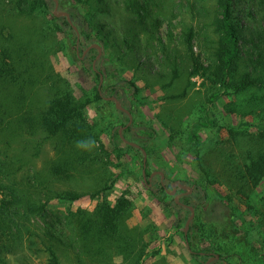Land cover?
Returning a JSON list of instances; mask_svg holds the SVG:
<instances>
[{
  "label": "rangeland",
  "instance_id": "obj_1",
  "mask_svg": "<svg viewBox=\"0 0 264 264\" xmlns=\"http://www.w3.org/2000/svg\"><path fill=\"white\" fill-rule=\"evenodd\" d=\"M126 1L132 0L89 3L49 0V9L28 17L18 13L15 0H0V105L14 104L18 96L24 97L22 108L9 115L13 121L11 131L3 134L0 126V159L11 163L17 181L25 182L28 177L36 181L37 174L46 179L50 176L57 140L46 137L41 130L31 135L27 130L17 129L14 122L24 111L37 115L56 88L67 83L77 98L91 99L86 116L99 134L100 148H94L88 169L71 180L51 182L55 190L82 194L76 201L52 200L51 214H61L68 208L93 210L102 197L113 203L126 192L134 202L130 224L147 230L149 254L144 264H206L208 260L209 264H264V178L257 187H251L237 176L238 170L249 162V140L256 133L255 127L243 126L242 122L259 123L264 121L262 116L228 113L225 107L233 98L223 96L213 100L212 94L218 88L199 76L192 78L195 84L185 97L165 99L181 93L187 85L191 68L185 42L187 33L191 29L195 33L193 52L204 61L208 46L215 45L211 41L216 40V35L207 23L210 18L204 17L208 10L214 13L213 2L139 0L147 4L150 14L142 26ZM65 8L75 12L72 20L79 36L71 24L63 22L64 14L57 15ZM236 10L248 39L254 37L258 42L262 35L264 40V1L236 0ZM83 31L90 33V39ZM95 43L101 45V53ZM252 46L247 40L244 48L252 51ZM5 49L11 58L4 57ZM11 62L15 67V83L10 81L13 75L1 72ZM175 62L180 65L181 76L172 86H166ZM98 71L103 76L101 85L95 77ZM29 75L36 83H30ZM48 75L52 78H46ZM129 80L138 87V94H134ZM99 86L103 98L97 99ZM109 96H116L121 106L132 111V122H137L131 131L123 129L126 140L140 143L148 136L143 132L144 123L155 130L153 139L147 140L146 151V172H156L152 182H146L149 176L145 179L143 175L142 150L128 148L117 136L130 120L114 100L106 98ZM206 120L213 122L201 128L193 125ZM192 131L201 139L199 158L195 155L197 147L189 140ZM38 141L41 147L34 155ZM48 179L53 180L52 176ZM162 179L167 190H171L175 181L199 184L204 187L206 197L194 188L187 198L185 194L173 196L182 206L165 203L157 191ZM105 185L112 188L95 196ZM189 205L194 207L195 215L185 234L192 213ZM196 222L217 224L215 229L221 232V242L228 247L227 250L215 247L213 252L222 256L215 259L206 254L202 255L204 258L197 256L196 251L200 252L204 243L191 247L186 238L187 235L193 238ZM61 257L63 264H73L64 255ZM9 259L11 264H48L46 253L40 250H27L10 255ZM115 263L121 264L122 257L117 256Z\"/></svg>",
  "mask_w": 264,
  "mask_h": 264
},
{
  "label": "trees",
  "instance_id": "obj_2",
  "mask_svg": "<svg viewBox=\"0 0 264 264\" xmlns=\"http://www.w3.org/2000/svg\"><path fill=\"white\" fill-rule=\"evenodd\" d=\"M48 1L15 0L14 6L18 13L34 17L38 11L49 9ZM78 1L89 3L91 0ZM211 1L215 11L214 13H211L213 12L211 10L204 12V17L210 18L207 23L216 35V40L211 41L215 45L208 46V57L204 61L193 52L195 33L192 29L187 33L185 42L191 60L187 85L181 93L168 95L165 99L185 97L190 87L195 84L192 78L199 76L209 82L212 87L218 88V91L212 94L213 100L223 96L233 98L225 107L228 113L241 114L242 117L258 114L264 120L263 36L259 35L258 42L254 41V37L248 39L236 10V0ZM201 2L208 4L207 0H201ZM126 3L128 9L137 16L136 22L143 26L150 16L147 4L139 0L126 1ZM205 4H202V8L207 11ZM65 11L74 19L73 10L65 8ZM54 18H56L55 15ZM262 21L264 23V19ZM63 22L66 25L70 24L66 16ZM160 22L161 20L157 21L158 24ZM83 33L90 39L89 32L83 31ZM247 40L253 45L252 51L244 48ZM10 56L5 49L4 57L11 58ZM8 65L4 66L1 72L7 71L8 75H13L10 81L15 83L17 81L13 74L15 67L12 62L9 67ZM101 75V71L95 72L99 82ZM180 76V65L175 62L172 67V77L166 86H172ZM46 78H52V75ZM32 79L29 78L30 83H36ZM128 82L135 88L134 94H138L139 89L134 81ZM113 89L115 92L116 89ZM96 98H103L100 88L96 91ZM23 99L24 97L18 96V101L14 104L0 105V126L3 134L13 127V121L9 119V115H12L11 112H15V109L22 108ZM90 103V98H77L68 84L64 83V86L56 88L55 94L46 106L38 109L37 115L32 116L25 111L17 115L14 122L17 129L27 130L31 135L41 130L46 133V137L55 138L57 155L56 160L49 167V177L52 176V181L48 179L49 177L46 179L40 174L35 175L36 181H32L30 177L25 182L17 181L11 171V163L0 159V264H11L10 255H17L27 250L45 252L48 264H63L62 255L69 258L73 264H116L117 256L122 257L121 264H144L149 254L145 239L147 230L130 224L134 202L126 192L117 197L113 203L107 197H102L93 210L68 208L61 214H51L52 200L71 202L82 196L81 193L74 191L55 190L50 186L51 182L71 180L78 172L88 169L87 162L92 158L94 148H100L99 134L86 116V108ZM120 112L128 116V121L131 119L128 113L122 110ZM130 112L132 113L131 110ZM212 122L211 120L197 121L193 125L201 128ZM134 124L137 122L123 124L127 127L125 132L131 131ZM247 124L255 127L256 133L253 140H249L251 143L248 149L249 162L243 169L238 170L237 176L247 185L257 187L264 178V121L242 122L243 126ZM143 125V132L148 133V136L141 139L138 144L148 151L147 140L153 139L155 130L147 123ZM125 132L123 135L127 138ZM117 136L124 141L119 132ZM189 140L197 147L195 155L199 158L201 141L199 134L192 131L189 134ZM126 146L130 149H140L129 143H126ZM40 147L41 142L38 141L34 155L39 153ZM17 160L24 162L22 158ZM22 165L23 163L19 168ZM146 175H150L148 170ZM193 186L201 191L202 197H206L204 187L196 183ZM111 188V185H105L95 196ZM157 191L163 202L182 206V203H177L175 198L168 194L166 186L161 181ZM187 197L189 195L185 194L184 198ZM51 215L55 216L50 218ZM210 224L196 222L197 229L193 238L188 235L186 237L189 238L191 247L199 242L204 243L200 252L196 251L197 256L202 258L205 256H202L201 252L209 255L215 247H220L222 250H227L228 247L226 243L221 242V234H219L221 232L215 229L217 224ZM219 256L222 255L219 254Z\"/></svg>",
  "mask_w": 264,
  "mask_h": 264
},
{
  "label": "water",
  "instance_id": "obj_3",
  "mask_svg": "<svg viewBox=\"0 0 264 264\" xmlns=\"http://www.w3.org/2000/svg\"><path fill=\"white\" fill-rule=\"evenodd\" d=\"M57 9H58V5H56V7H55V10H56V11H57ZM60 14H64V15L67 17L69 23H70V24L73 26V28L77 31L78 36H79L78 28H77V26L74 25L73 20H72L70 14H69L68 12H66V11H60V12H57V15H60ZM94 47L99 48L100 53H101V45H100V44L95 43V44H94ZM95 63H96V59H95L94 62H93L94 67H95ZM102 80H103V76L101 75L100 85H101V83H102ZM99 88H100V86H99ZM106 98H107V99L114 100L115 103H116V105H117V107H118L119 109H121L122 111H124V112H126V113H128V114L130 115V118H131V119H130V122H132V115H131V112H130L128 109L124 108L123 106H121V105L119 104V101H118V99H117L116 96H109V97H106ZM124 128H125V126L121 127L120 130H119V133H120L121 137L124 139V141H125L126 143H129V144L135 146V147L140 148V149L142 150L143 154H144V159H143V167H144V168H143V175H144V178L147 179V177H146L147 152H146V150H145L140 144L125 139V137H124V135H123V129H124ZM154 174H156V172H152V173L150 174V177H149L150 180L152 179V177H153ZM161 175H162V178H163V177H164V174H163L162 172H161ZM177 183H178L179 185H181L179 181H177ZM172 186H173V190H172L171 192L168 191V193H170V194H174L175 191H176L175 185L173 184ZM181 187H183V185H181ZM187 187L190 188V191L192 190V187H191V186H187ZM177 196H178V195H177ZM176 199H177V197H176ZM188 207H189V209L191 210L192 213H191L190 217L187 219L186 226H185V229H184V233H185V234H187V231H188V228H189V226H190L191 220L193 219V217H194V215H195L194 207H193V206H190V205H189ZM218 257H219V255H216V256L212 257V259H214V258H218ZM209 262H210V261L208 260V261L206 262V264H209Z\"/></svg>",
  "mask_w": 264,
  "mask_h": 264
},
{
  "label": "flooded vegetation",
  "instance_id": "obj_4",
  "mask_svg": "<svg viewBox=\"0 0 264 264\" xmlns=\"http://www.w3.org/2000/svg\"><path fill=\"white\" fill-rule=\"evenodd\" d=\"M152 173V172H151ZM150 173V174H151ZM149 177H150V175H149ZM149 177H148V180H150L149 179ZM152 180V179H151ZM161 182L163 183V185H165L164 184V179H162L161 180ZM180 182V181H179ZM173 184L175 185V188H176V191H175V193L174 194H170V193H168L169 195H171L172 197L173 196H175V195H179V196H181V195H183V194H190L191 192H192V190H194V186L193 185H190V184H188V183H184V182H180V184L181 185H183V187H181V185H179L178 183H177V181H175V182H173ZM172 184V185H173ZM187 186H191L192 187V190L190 191V188H189V191H186V189L188 188ZM166 190H167V188H166ZM173 190V186H172V188H171V190H167V192L168 191H172ZM202 254H204V252H201ZM217 254H215V252H210L209 253V256H212V257H214V256H216ZM215 259V258H214Z\"/></svg>",
  "mask_w": 264,
  "mask_h": 264
}]
</instances>
